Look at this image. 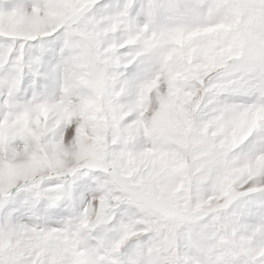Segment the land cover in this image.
Returning <instances> with one entry per match:
<instances>
[{"label":"clouds","instance_id":"9594fccd","mask_svg":"<svg viewBox=\"0 0 264 264\" xmlns=\"http://www.w3.org/2000/svg\"><path fill=\"white\" fill-rule=\"evenodd\" d=\"M0 264H264V0H0Z\"/></svg>","mask_w":264,"mask_h":264}]
</instances>
